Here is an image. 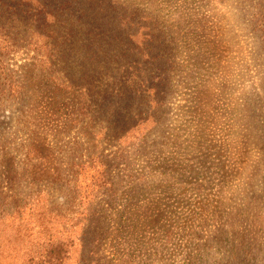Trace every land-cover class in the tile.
I'll return each instance as SVG.
<instances>
[{
	"label": "rangeland",
	"instance_id": "rangeland-1",
	"mask_svg": "<svg viewBox=\"0 0 264 264\" xmlns=\"http://www.w3.org/2000/svg\"><path fill=\"white\" fill-rule=\"evenodd\" d=\"M77 4L150 57L0 40V208L41 193L0 264L22 234L70 239L64 264H264V0Z\"/></svg>",
	"mask_w": 264,
	"mask_h": 264
},
{
	"label": "trees",
	"instance_id": "trees-1",
	"mask_svg": "<svg viewBox=\"0 0 264 264\" xmlns=\"http://www.w3.org/2000/svg\"><path fill=\"white\" fill-rule=\"evenodd\" d=\"M78 2H83V0H0V40L13 45L16 43V39L26 40V36L30 32L32 37L42 38L46 45L56 48L59 45H67L70 53L74 50V54L77 53L81 49L79 47H84L85 51L88 48H93L95 52L90 53L91 58L94 56L110 58L111 64L116 66L119 73L122 71L137 73L136 61L132 58L141 57V55L150 57L149 51L128 47L132 40L129 28H125L124 36L116 37L112 36V31L94 27L92 19L88 17L87 20V16L84 17L83 11L78 8ZM90 2L92 3V0H86L87 4ZM108 5L113 11L116 9L113 4L108 3ZM14 25L17 28L14 29ZM50 66L52 65L50 64ZM134 80L145 81V79L134 77L128 79L125 84L131 85L134 95H140V97L145 95V91L149 89L141 90L139 86L138 90H134ZM3 149L7 151L6 153L9 152L8 147ZM102 182L105 183V179ZM0 195H5L4 203L12 198L9 192L0 193ZM32 195L25 194L17 201L18 203L13 209L5 211L0 208V224H3L5 219L8 221L21 220L27 210L30 213L31 207L38 202L41 193ZM95 217L96 221L100 220L97 213ZM27 239L25 234L18 235L13 239V243L23 246L16 252L14 264H64L69 257L72 245L70 239L64 241L59 237L47 238L42 235L40 243H36L37 246H33V242L31 243ZM42 241L43 243H41Z\"/></svg>",
	"mask_w": 264,
	"mask_h": 264
}]
</instances>
